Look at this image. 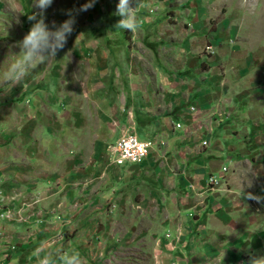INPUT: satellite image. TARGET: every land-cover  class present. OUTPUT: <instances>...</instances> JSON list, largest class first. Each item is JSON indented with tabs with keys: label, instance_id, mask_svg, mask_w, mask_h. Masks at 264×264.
I'll use <instances>...</instances> for the list:
<instances>
[{
	"label": "crops",
	"instance_id": "crops-1",
	"mask_svg": "<svg viewBox=\"0 0 264 264\" xmlns=\"http://www.w3.org/2000/svg\"><path fill=\"white\" fill-rule=\"evenodd\" d=\"M151 8L146 10L143 21L149 18L147 13L151 12ZM206 10L201 9L199 4L185 9L186 23L184 27L182 24L183 31L177 33V41L192 44L200 39L207 42L210 37L212 40H221L229 33L225 25L222 29H214L215 31L210 25L206 27L203 21L208 18ZM166 13L173 14L172 7L166 9L165 15ZM163 18L165 19L162 20L167 19L166 16ZM179 24L176 22L178 31L182 28ZM168 29L170 32L167 33L168 36L163 34L160 48L165 47L171 52L177 42L170 39L172 31ZM222 32L224 33L221 34ZM195 48L201 49L199 46ZM228 60L230 59L225 54L211 57L206 53H197L183 59L175 71L170 61L159 63L153 72L144 73L136 67L127 70L126 75L131 82L130 105L127 107V115L125 118L122 116V119L126 120L128 131L136 132L153 142L149 155L140 163L118 165L112 160L110 163L103 157L105 155L102 149L94 148L93 141L98 139L95 133L97 128L90 126V123L88 128H83L86 125L83 126L78 121V107L75 106V111L72 110L73 107H69L71 113L76 112L69 117L75 121H71L68 126L62 125L63 130H59L57 134L60 135L57 137L72 140L69 146L73 147L74 153L67 155L63 154L64 151H58L59 155L54 159L55 167L52 166L51 171H46L50 167L45 162L42 166L37 165L38 161L29 160L25 165L49 172L34 176L38 186L44 187L58 181L59 173L56 168L62 165L63 156H69L65 157L66 171L59 176L60 180L67 186L64 188L69 201L77 199L85 203L79 211L71 213L72 215L68 211L64 215L68 220L64 226L54 223L58 207H52L42 217L38 216L34 223L26 222L22 223L25 226L8 228L4 233L6 237L0 238V243L3 244L0 249V264H37L33 250L39 244L45 243L47 250L53 252L56 249L64 251L72 242L74 245H69V250L79 252L80 259L85 264H113V248L116 244H122L125 237L131 234L127 230L123 239H117L115 236L118 233L114 232H117V225L133 224L135 221L136 228L137 225L145 226L141 220L156 221L158 214H161V222L150 225L160 224L161 229L157 232L150 226L144 227L137 236L150 242L154 254L152 264H262L264 164L261 162H264V148L257 145L256 134H250L252 119L238 118L234 115V110L228 116L229 109L234 108L233 93L237 96L234 98H241L239 109H243L242 113L246 105L243 92L235 93L230 86L239 77L236 72L227 71L224 67ZM243 72L239 74L240 77L246 76ZM14 89L16 86L10 92L7 91V95L19 99L16 107L21 111L23 108L28 111V90L24 92V89H20L12 94ZM217 98L223 102L226 100L224 111L220 114H227L228 117L222 121L218 117V124H214L206 135L204 132L197 134L191 131L190 125L195 123L190 120L189 107L200 106L206 112L208 107L219 105L216 103ZM58 106L56 103L52 108L57 111ZM133 109L136 111L135 116ZM194 109L201 110L199 107ZM124 110L123 106L122 111ZM21 114L18 116L26 119ZM56 116L55 119L60 123L63 118L61 112L57 111ZM105 123L106 117L103 128H106ZM177 123H181L182 128H177ZM239 125L240 128L237 127ZM87 135L90 139L88 142H91L90 149H84V143H81ZM203 141H206L205 145ZM85 156L93 162L86 165L88 167L82 170L83 173L76 175ZM10 162H14V165H10ZM10 162L0 165V175L11 173L13 178H21L23 171L17 165L18 162ZM223 167H226L225 171H222ZM219 174L222 175L219 182L209 185L208 177ZM106 176L110 177V181L104 180ZM78 179L82 181L79 185L76 183L80 182ZM17 183L29 186L32 181ZM99 183L100 186L95 188ZM75 185L82 188V191L78 190L77 196ZM133 191L137 193H131ZM134 195L135 200H132ZM11 198L9 196L7 199ZM12 202L17 206L19 199ZM128 204L139 208L128 210ZM179 226L183 242H178L174 248V241L170 238ZM167 233L171 237H166ZM57 235H62L63 238ZM54 237L56 240H52ZM98 239L107 242V250L104 258L93 260L90 243L95 244ZM14 241L17 243L15 250L4 246L5 243ZM5 251L8 252L7 256L3 254Z\"/></svg>",
	"mask_w": 264,
	"mask_h": 264
},
{
	"label": "rangeland",
	"instance_id": "rangeland-1",
	"mask_svg": "<svg viewBox=\"0 0 264 264\" xmlns=\"http://www.w3.org/2000/svg\"><path fill=\"white\" fill-rule=\"evenodd\" d=\"M84 2L85 0H52L44 10L46 24L49 26L52 22L58 24L67 18L66 12H70L74 18L73 31L67 37L64 47L56 52L53 59L49 58L46 64L38 66L26 76L22 84L8 86V83L0 78V165H7L13 160L18 162L17 165L23 171L19 179L13 178L14 175L11 173L0 175V238H5L4 233L12 226L21 227L25 226L22 223H34L38 216L42 217L45 211H50L52 207H58V211H55L54 223H61L62 226L68 222L64 218L68 211L72 215L71 213L81 209L85 201L77 199L69 201L65 189L67 186L60 180L66 171L65 157L69 156H63L62 165L56 168L59 173L58 181L44 187L38 186L34 176L37 173L44 174L45 171L25 164L33 160L38 161L37 165L43 166L45 162L46 166L50 167L46 171H51L54 159L59 155L58 151H64L63 154L67 155L74 153L73 147L69 146L72 140L58 138L57 135L60 134L57 133L60 129L63 130L62 125L68 126L71 121H75L69 118L75 115L76 112H73L75 106L80 111L77 115L79 123L86 125L83 128H88L89 123L93 128H97L95 133L98 139L92 138L96 139L93 141L94 148L102 149L105 155L103 157L112 163L108 146L123 132L127 133L129 130L122 116L125 118L127 107L130 105L131 82L126 73L131 67L140 68L142 72L147 73L153 72L154 68L157 69L159 63L170 61L175 71L182 60L189 55L206 53L213 57L217 54H225L230 60L225 61L224 67L228 69L227 71L236 72L240 80L230 86L235 93L243 92L246 98L245 111L242 113L243 109H239L241 98H234L236 94H231L234 108L229 109L230 111L227 109L228 115L234 110L236 112L234 115L238 118L252 119L253 127L250 134L255 133L257 145L264 148V0H136L134 11L137 27L134 30H124L115 26L119 19L114 14L117 0H96L91 8L79 11L80 5ZM193 4H199L201 9H207L208 18L203 20L206 27L210 25L214 30L222 29L225 25L229 33L221 40H212L210 37L207 42L205 39H200L192 44L177 41V33L183 31L186 23L185 9ZM169 7H172L173 14L165 15ZM150 8L151 12L147 13L149 18L143 21L146 10ZM28 11H35L31 6V0H0V73L13 58V53L18 51L15 42L21 39L30 26L31 21H28L24 14ZM164 16L167 17L166 20H162L165 19ZM176 22L180 23V28L183 24L179 31ZM168 28L172 31L170 39L177 42L171 52L165 47L160 48L163 34L167 35L170 32ZM170 39L167 42H170ZM210 39L212 41H209ZM209 45L213 49L211 54L207 52ZM197 46L201 49H196ZM242 71L246 74L245 77L239 76ZM13 86H16V89L12 94L20 89H24V92L28 90L26 94L30 107L28 111L26 108L21 111L16 107L19 99L7 95V91L10 92ZM225 101L216 100L219 105L208 107L210 108L206 110L208 113L200 106L192 105L199 107L201 113L193 118L190 116V120L195 123L193 126L190 125L191 131L208 134L214 124H218V113L224 111ZM56 103L59 104L57 111H60L63 117L60 123L55 119L56 108H52ZM69 107H73L72 113ZM21 113L26 119L18 116ZM133 114L136 115L135 109ZM105 117L107 123H105L106 128H103ZM237 127L240 128L241 125ZM86 137L81 141L85 146L82 147L90 149L91 142H88L89 136ZM159 140L157 146L160 144ZM247 158L255 163L249 156ZM262 158L264 161V157ZM90 159L84 157L76 175L83 173L82 170L88 167L86 165L93 162ZM10 163L14 165V162ZM2 168L4 170L5 166ZM106 179L110 181V177L106 176L104 180ZM17 181H32V183L27 186ZM81 182L76 183L79 185ZM99 186L100 183L94 187ZM79 188L77 185L74 186V190L77 191L76 196L79 195L78 190L82 191V188ZM9 196L12 197L10 200L7 199ZM132 197V200H135V195ZM15 199H19L17 206L12 202ZM53 203L56 205L53 206ZM135 207L139 208L132 204L127 205L128 210H133ZM29 218L34 219L29 220ZM160 220L161 214H158L156 221L141 220L145 226L137 225L136 228L135 221L133 224H118L117 232L114 230L115 234L118 233L115 236L117 239H123L127 230L131 231V234L125 237L122 244H116L113 248L111 252V256L114 257L113 264H152L154 254L150 242L141 240L137 236L140 229L148 226L158 232L161 229L160 224L152 226L150 223L158 224ZM57 236L63 238L62 235ZM165 236L171 237L168 233ZM170 239L174 241V248L178 242H183L180 226L175 229ZM105 243L107 242L102 239H98L95 244L90 243L93 260L103 257L107 250ZM2 245L0 243V249ZM69 245L74 244L72 242ZM4 246L15 250L17 243L9 242ZM68 246L64 251H69ZM3 254L7 256L8 252L5 251ZM80 262L85 264L83 259H80Z\"/></svg>",
	"mask_w": 264,
	"mask_h": 264
},
{
	"label": "clouds",
	"instance_id": "clouds-1",
	"mask_svg": "<svg viewBox=\"0 0 264 264\" xmlns=\"http://www.w3.org/2000/svg\"><path fill=\"white\" fill-rule=\"evenodd\" d=\"M95 2L96 0H85L80 5L79 11H86ZM51 3L52 0H31V6L35 11L24 13L27 20L31 21L30 26L21 39L15 42L18 51L13 53V58L0 73V78L7 82L8 86L16 83L22 84L25 77L38 66L46 64L49 58L53 59L56 52L64 47L67 37L72 33L74 18L70 12H66L67 18L58 24L52 22L49 26L45 23L44 10ZM135 3L136 0H117L114 14L119 19L116 21V27L124 30H134L137 27ZM256 199L259 198L256 197ZM252 201L255 202V200ZM47 248L45 243L34 248L33 255L37 264H80L79 252L74 249L69 251L56 249L50 252Z\"/></svg>",
	"mask_w": 264,
	"mask_h": 264
},
{
	"label": "built area",
	"instance_id": "built-area-1",
	"mask_svg": "<svg viewBox=\"0 0 264 264\" xmlns=\"http://www.w3.org/2000/svg\"><path fill=\"white\" fill-rule=\"evenodd\" d=\"M209 54L213 53L212 47L209 45L208 51ZM201 113V110H195L194 106L189 107V114L193 118L198 116ZM227 114L218 113V117H221V121ZM181 123H177V128H182ZM204 145L206 141L202 142ZM153 147V143L150 139L142 138L136 132L123 133L119 136L116 141L108 146V150L112 156L114 163L122 165L125 163H140L145 159L150 150ZM226 167L222 168V171H225ZM222 178V175H210L208 177L209 185H216L219 180Z\"/></svg>",
	"mask_w": 264,
	"mask_h": 264
},
{
	"label": "trees",
	"instance_id": "trees-1",
	"mask_svg": "<svg viewBox=\"0 0 264 264\" xmlns=\"http://www.w3.org/2000/svg\"><path fill=\"white\" fill-rule=\"evenodd\" d=\"M228 116H229V115H228ZM228 116H225L224 119L227 118Z\"/></svg>",
	"mask_w": 264,
	"mask_h": 264
},
{
	"label": "bare ground",
	"instance_id": "bare-ground-1",
	"mask_svg": "<svg viewBox=\"0 0 264 264\" xmlns=\"http://www.w3.org/2000/svg\"><path fill=\"white\" fill-rule=\"evenodd\" d=\"M207 49H209V46H207Z\"/></svg>",
	"mask_w": 264,
	"mask_h": 264
}]
</instances>
